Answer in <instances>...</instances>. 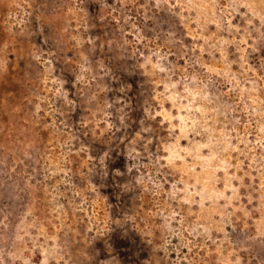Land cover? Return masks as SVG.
<instances>
[{
    "label": "rangeland",
    "instance_id": "374dc122",
    "mask_svg": "<svg viewBox=\"0 0 264 264\" xmlns=\"http://www.w3.org/2000/svg\"><path fill=\"white\" fill-rule=\"evenodd\" d=\"M0 264H264V0H0Z\"/></svg>",
    "mask_w": 264,
    "mask_h": 264
}]
</instances>
